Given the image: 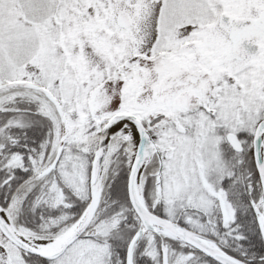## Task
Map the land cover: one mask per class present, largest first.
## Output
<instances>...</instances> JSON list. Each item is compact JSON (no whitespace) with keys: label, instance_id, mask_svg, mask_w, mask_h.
<instances>
[{"label":"snow or ice","instance_id":"snow-or-ice-1","mask_svg":"<svg viewBox=\"0 0 264 264\" xmlns=\"http://www.w3.org/2000/svg\"><path fill=\"white\" fill-rule=\"evenodd\" d=\"M0 264H264V0H0Z\"/></svg>","mask_w":264,"mask_h":264}]
</instances>
